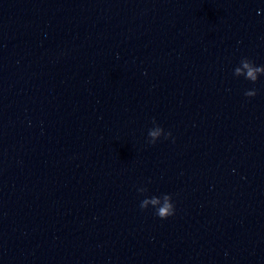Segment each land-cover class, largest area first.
Masks as SVG:
<instances>
[{
	"label": "water",
	"instance_id": "1",
	"mask_svg": "<svg viewBox=\"0 0 264 264\" xmlns=\"http://www.w3.org/2000/svg\"><path fill=\"white\" fill-rule=\"evenodd\" d=\"M242 58L264 0H0V264H264Z\"/></svg>",
	"mask_w": 264,
	"mask_h": 264
},
{
	"label": "clouds",
	"instance_id": "2",
	"mask_svg": "<svg viewBox=\"0 0 264 264\" xmlns=\"http://www.w3.org/2000/svg\"><path fill=\"white\" fill-rule=\"evenodd\" d=\"M240 65L242 67H235L233 74L235 76H244L245 79L253 83L257 81L258 74H264V65L256 66L253 63V61L249 60L248 58H242L240 60ZM244 95L247 97L255 96L256 90L254 88L246 90ZM153 123H155L154 120H153ZM161 131H163L161 127H156L155 129H149L148 131V136L150 137L149 142L155 143L156 138L160 135ZM169 135H171L170 132L165 133L164 136L165 138H167ZM137 191L140 193H143L146 191V188H138ZM149 205H152L153 207L156 208V215L160 217L161 219L172 215L174 212V207L171 202V197L169 194L163 195V203H161L160 197L155 196V195L151 197H145L140 202L141 209L147 208ZM157 205H159V207H156Z\"/></svg>",
	"mask_w": 264,
	"mask_h": 264
}]
</instances>
